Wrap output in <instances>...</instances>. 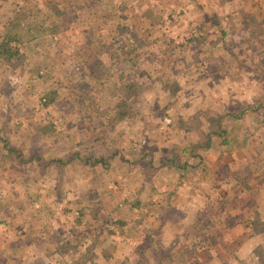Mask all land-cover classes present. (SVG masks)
<instances>
[{
	"label": "rangeland",
	"instance_id": "rangeland-1",
	"mask_svg": "<svg viewBox=\"0 0 264 264\" xmlns=\"http://www.w3.org/2000/svg\"><path fill=\"white\" fill-rule=\"evenodd\" d=\"M64 1L67 9L74 13L79 12V5H82L84 15L76 28L69 27L67 32H61L63 35L60 34L56 47L50 43L43 48L44 18L38 8H46L44 0H0V13L5 12L8 19L14 21L13 27L9 26L5 33L1 29L0 43L10 39L11 44L19 48V54L12 61L0 48V221L7 220L11 225H0V252L7 253V247L14 253L32 248L42 208L44 216L50 218L55 208L49 204L57 199L62 202L59 206L61 216L53 215L51 229L45 230L46 235L59 237L57 243L64 251L85 237L74 233L78 221L85 220L84 228H87L86 223L92 220L86 215L77 219V215L61 211L71 205L81 206L73 201L75 195H65V190L74 188L71 194L78 190L71 177L78 174L80 168L83 170L80 160L72 165L76 166L74 170L69 166L72 173L66 185L64 167L43 169L36 158L31 163L22 162L21 158L68 157L72 149L73 152L79 149L81 155L89 154L90 151H82L85 148L82 144L95 132L109 140V145L105 144L107 149L114 150L111 145L120 146V154L128 156V160L146 152L160 158H182L186 153L181 151L185 139H197L210 128L217 130L215 122L221 116L224 127L232 126L227 133H232L234 138H244L243 141L237 142L227 157H224L225 151L220 153L213 148L209 155L212 163H205L211 168L190 171L187 177L194 183L197 197L210 192L211 197L207 195L206 198L214 196L220 200L214 210L221 214L227 227L241 226L238 232L243 231L251 241L258 239V233L264 230V0H154V4H149L148 0L149 5L144 10L147 1L132 0L131 4L139 7L132 10L135 27L127 22L133 29L121 35L126 40L124 49L128 52L119 50L116 55H112L115 49L99 50L101 44L94 43L92 34H100L99 40L102 44L106 42L107 47L113 39L112 34L124 27V22H116L108 8L99 16L101 21H92L91 11H84V0ZM95 2L89 0L92 7L87 9L95 8ZM69 5H77L78 11L70 9ZM99 7L104 8V5L99 4ZM250 13L254 15L252 20L251 16H246ZM26 24L29 30L24 28ZM93 27L96 32H91ZM222 27L229 32L225 37ZM153 29L157 41L149 36ZM32 35L38 37L37 42L30 41ZM187 37L195 39L188 42ZM137 46L136 50H131ZM130 51L133 53L129 58ZM137 52L142 54L140 61ZM79 62L89 71V79L81 81L77 77ZM97 62L102 67H97ZM43 63L56 70L50 72L44 68L48 71L33 81L20 77L27 66L37 73ZM92 65L95 68H91ZM47 90L59 91L53 103L43 100ZM157 97L165 102L170 100V109L162 114L155 109L152 118ZM124 99L127 104L121 110L126 112L113 118L115 107ZM94 106L105 110L102 118L108 124L104 130L96 126L99 119L90 116ZM241 109L245 112L239 118L231 115L238 114ZM109 122L120 131L108 133ZM11 146L17 148L21 156L10 151ZM134 164L129 166L134 167ZM127 165L114 164L111 171L116 175L124 174ZM213 172L217 180L208 179L206 175L212 176ZM91 180L84 203L97 204L103 199L115 205L136 199L132 193L138 186L136 179L123 180L122 189L112 199L98 197L96 191L91 190L96 185L90 183ZM215 181H219L218 185ZM199 182L203 184L198 187ZM185 196H189L188 192ZM257 201L259 211H250ZM19 224L27 229L23 242L16 239ZM200 225L195 224L194 228L200 231L207 227ZM131 226L125 230L133 236L138 224L135 222ZM4 233H10V238L16 242L7 244ZM259 239L263 245L256 248L258 254L254 255L257 257L254 261L241 262L234 258L232 263L264 264V238ZM101 246L109 252L110 239L105 238ZM15 262L14 259L11 264ZM0 264H6V260L0 258Z\"/></svg>",
	"mask_w": 264,
	"mask_h": 264
},
{
	"label": "crops",
	"instance_id": "crops-1",
	"mask_svg": "<svg viewBox=\"0 0 264 264\" xmlns=\"http://www.w3.org/2000/svg\"><path fill=\"white\" fill-rule=\"evenodd\" d=\"M13 23V19H8L5 12L0 13V37L8 30L9 26L10 28L13 27ZM25 27H27V30L30 29L28 24ZM1 29L5 30L2 34ZM37 38V36L32 35V40L30 41L34 42ZM21 49L24 52L23 48ZM37 70V73H34V70L30 71L29 66H27L19 75L33 81L46 71L40 68ZM160 101H158L159 104H161ZM155 109L153 110L152 118L156 114ZM223 128L231 130L232 126L229 124ZM119 131V128L115 127L113 123L109 124L108 133H118ZM211 131L214 132L216 130L210 128L209 130H204V133L202 131L203 135L197 139L189 141L185 139L181 146V151L186 146H195L198 152L205 156L204 163L210 165L212 161H210L209 155L213 152V148L217 149L220 153L225 151L224 157H227V153L231 152L233 146L244 139L234 138L232 133L229 134L226 131L228 144L227 142L222 143V138L214 133L211 135L212 142L210 143L209 134ZM104 141L106 142L104 143ZM105 144L109 145V140L105 136H101L91 149H95L97 155L105 153L109 158L108 170L99 167L92 171L83 166V170L80 168V172L71 177L76 181L78 190H73L72 194L71 191L74 188L68 191L65 190V195L68 193L75 195L76 198L73 201L79 202L81 206L71 205V207L65 208L64 211L61 209L62 213H70L72 216L77 215V219L85 215L92 218L89 224L86 223L87 228H84L85 220L78 221L79 223L75 231L85 232V237L82 240L84 242H80L78 248L64 251L57 243L59 237L46 235L45 229H51L53 225L50 222L53 215L56 217L61 216L59 209L61 207L59 206L62 202H58L57 199L54 201L55 203L49 204L55 208L50 218L44 216L46 213L44 207L42 208V215L38 217L39 224L37 230H35L36 235L34 236L32 248L30 247L26 252L20 250L17 253H14L15 251L12 252L8 247L7 253L1 250L0 258L6 260V264L13 263L14 259L16 260L15 264H74V261L78 258L77 252L84 250L94 243L97 236L98 239L96 244L93 245L92 251L79 264H233L234 258L240 259L241 262H251L257 258L254 255L258 254V251L255 253V250L258 246L262 247L263 245V243L261 244L262 240L260 241L259 238H264V230L258 233V239L255 238L251 241L248 239V236L243 234V231L238 232L241 226L235 228L227 227L224 218L219 215L220 213L215 212L216 202L221 203L220 200H217L214 196L210 198L212 195L210 192V194L205 193L197 197L194 183L187 177L188 173L194 170L202 172V170H209L208 168L211 167L200 164L196 157H189L187 154L183 156V161L178 162L181 166H173V162L169 159V156H167L168 158L153 156L158 169L152 173V169L148 165V156H145L147 152L128 160V156L120 154L119 151L122 150L120 146L116 145L115 147V145H111L115 148L112 150L107 149L108 146H105ZM101 146L103 151L99 152ZM226 148H229L230 151L226 152ZM208 156L209 158H207ZM69 157L70 155L68 157L65 156L64 159L68 160ZM185 160L188 162L187 165H184ZM75 162L67 161L64 166L65 172H63L66 185L72 173L71 171L69 172V166H72ZM120 162L128 164V167L124 174H117V176L111 170H113L114 164L116 165ZM132 162L135 163L132 165L134 167L129 166ZM75 167L72 166V169L74 170ZM130 168L132 169L130 170ZM206 175L208 179H218L215 172H213L212 176ZM89 176L91 177L89 178ZM238 176H241V174L239 173ZM127 178L138 180V186L132 192L136 195V199L132 202L124 200L112 205L108 201L105 202L103 199H99L97 204L84 203L85 192H90L88 188L89 179H92L90 183L96 184L91 190L94 189L98 197L102 198L103 195L108 199H112L115 193L119 189H122L121 184ZM218 183L219 181H215V185H218ZM202 184L199 182L198 187ZM187 192L189 196H185ZM207 195L210 197L206 198ZM257 206L258 201L253 203V208L250 211L255 210L257 212ZM104 211H107V214H104ZM109 215L110 217H108ZM217 215L220 217L216 218L215 216ZM205 219L209 221L206 223L204 222ZM135 222L138 224V229H136V232L132 236L125 229H130L131 225ZM262 222L264 223V219ZM3 224L11 226L7 220L0 221V225ZM195 224L206 225L207 227L203 230L200 228V231H198L194 228ZM101 225H104V229L97 235L96 227H100ZM16 230L18 232L16 239L23 242L27 229H23V226L19 224ZM4 234L7 237L8 244L9 241H12L11 235H9L10 233ZM105 238L110 239L111 242L109 252L105 251V248L101 246ZM12 242H16V240ZM199 242L200 244H198ZM167 248L171 249V256L169 258H161V255Z\"/></svg>",
	"mask_w": 264,
	"mask_h": 264
},
{
	"label": "trees",
	"instance_id": "trees-1",
	"mask_svg": "<svg viewBox=\"0 0 264 264\" xmlns=\"http://www.w3.org/2000/svg\"><path fill=\"white\" fill-rule=\"evenodd\" d=\"M128 1L127 0H96V2L94 4L95 8L87 9V7H89V6L92 7V4L89 3V0H84V2H86V5H84V11H91L90 20L93 21L94 19H97L99 21L100 20L99 16L108 8V10H110V9L112 10L110 12L112 13L116 22H120V21H121L120 23L124 22V24H123L124 27L122 26L124 31H122V28L118 31L116 30V32L114 34H112L113 39L111 41V44L107 47H106V42H103V44H102V41L99 40L100 34H92V37L94 38V43L101 44V48L99 50H103L104 48L105 49L107 48L108 51H111V49H115L112 52V55L119 54L120 53L119 50H125L124 49V47H125L124 43L126 42V40L123 39V37L121 35H125L124 32H126V33L131 32L133 27H135V23H136L135 19H134L135 14L133 13L132 10H138L139 9V7L136 6V4H131V3H133L132 0H128ZM143 1H147L146 6H144L142 8L143 10L147 9L146 7L149 4H154V0H149V4H148V0H143ZM70 2L71 1H69L68 3H70ZM87 2H88V4H87ZM44 4H45V7L47 9L44 8V6H39V8H38V11L40 13L42 12V16L44 18L43 28L45 31V40L42 43L43 48L48 46V44L50 45V43L55 46V44L58 43V40L61 39L60 34L67 32L69 27L70 28H76V24L80 23L79 20H81L82 15H84L82 10H81L83 8V6L79 5V4L78 5H79L80 11L77 13H74L71 10H68L67 9L68 5L65 3L64 0H44ZM99 4L104 5V8H100ZM111 7H113V8H111ZM69 8L74 10V11H78L77 5L76 6L69 5ZM118 13L120 15H118ZM246 16H248V17L251 16L250 17L251 20L254 19V15L251 13L246 14ZM225 20L226 19H224L223 22H225L227 24V22ZM92 21H91V24H92ZM127 22L131 23L133 25V27L130 26L129 24H127ZM94 31L96 32V30L93 27L91 32H94ZM87 33H89V32H86L85 34H87ZM155 33H156L155 29H153L149 33V36L151 35L150 38L152 41H157ZM222 33H223L222 34L223 37H225L229 34V32H227V29L225 30V27L224 28L222 27ZM254 33H255V31H254ZM257 34H260V33H257ZM194 39H195L194 37L193 38H191V37L186 38V40L188 42L193 41ZM96 40H98V42ZM151 44H154V43H151ZM132 46H134L133 43H132ZM0 48H1L2 54L4 56H6V58H8L11 61L14 60L15 57L19 54L18 45L15 46L14 44H11L10 39H7L4 42H1ZM136 48H138V46L134 47V48L132 47L131 50H136ZM126 52H128V51H126ZM130 52L128 53L129 58H130V54L132 55L133 51H130ZM141 55L142 54L140 52L136 53V56H137V58H139V61L141 59ZM125 57L128 58L126 55H125ZM129 58L127 60H129ZM123 59H125V58H123ZM97 63H98L97 67H102L101 63H99V62H97ZM77 64L78 65L76 66V70L79 71L77 74V77L81 81H84L86 78L89 79V77H90L89 71H86L85 67L83 65H81L80 62ZM75 65H76V63H75ZM245 65H246V63H245ZM92 66H91V68H95V66H93V67ZM40 67H41L40 69L47 68L49 71L54 70V69L56 70L55 67L49 66L48 64H44V63L41 64ZM59 67H61V66H59ZM172 68H173V66H172ZM44 70H46V69H44ZM48 70H46V71H48ZM60 70H61V68H60ZM63 70H65V68H63ZM50 72H52V71H50ZM148 75H150V73H148ZM130 86L133 87L134 84L131 83ZM66 87H68L67 84L65 86V89H66ZM58 93H59V91H57V90H51L50 92H48V90H47L44 92V94H46V96L44 97L43 100L47 104L53 103L54 100L56 99ZM112 95L115 96L116 98L120 97V96L117 97L116 94H112ZM156 100H158V101L161 100L160 101L161 105L164 104L163 106L160 107L159 102L156 101V107L155 108H156V111H160V114H162L163 111L166 112L170 109V108H168V106L170 105V102H169L170 100L168 102H165L163 99H159V97H157ZM126 104H127L126 99H124L123 103H121V104L119 103L117 105V107H115V113L113 115V118H117L119 114L126 112V111L124 112V110H121V108L125 107ZM94 107H95V109L92 112H90V116H92V117L95 116L94 118L99 119V121H96V126H97V128H100V130H104L106 124H105L102 116L105 115V112H104L105 110L103 109V107H100V106H94ZM98 107H100L99 110H98ZM242 112H245V109H241L238 114L232 113L231 115H233L235 118H239V116H241ZM121 116H123V115H121ZM222 118H223V116H221L215 122L217 124L218 130H216L214 132L212 131L209 134L210 143L212 142L211 135L214 133V134L219 135L222 138V140H221L222 143L227 142V144H228V138L226 137V131L227 130L225 128H223L224 126H223V124H221V121H220ZM98 138H101L100 134L98 132L96 134L93 133L91 138H89L88 140H86L82 144V146H85V148L82 151H84V150H87L88 152L90 151L89 154L81 155L82 152H80L79 149L76 150L75 152H73V149H72V150H70L71 155H70L68 160H65L64 157H60V156L48 158V157H43V156H39V155L31 156L30 159H28V160L25 158H21V159H22V162H30L31 163L32 161H34L32 159L36 158V161H38L39 164L42 165L43 169H45V168H62L66 165L67 161H74L75 162L76 160H80L84 166L92 169V171L96 170L99 167H102L103 169L108 170L107 168L109 167V158L105 155V153L102 155H97L95 149L90 150V148H93L95 146L96 142L98 141ZM105 142L106 141H104V143ZM9 150L12 152H17L18 156H21V155H19L18 149L15 148L14 146L9 147ZM183 152L184 153L186 152L187 155H189V157H196V159L199 160L200 164L206 165L204 163L205 156L203 154L201 155L198 152L197 148H195V146H193V147H187L186 146L183 149ZM186 153H185V155H186ZM145 156H148V165H150V167L152 169V173L155 172L158 169V167L155 165L156 160H154L153 154L147 152L145 154ZM112 157H114V156L112 155ZM169 159H171V161L173 162V166H181V164H179L178 162L183 161V157L182 158L170 157ZM187 164H188V162L185 160L184 165H187ZM193 166H194V164H193ZM195 166H197V165H195ZM93 168H94V170H93ZM225 193H227V191ZM59 201H60V199L58 200V202ZM47 208H51V207L48 206ZM68 210H70V209H68ZM219 215H221V214H219ZM219 215H217L215 217L219 218L220 217ZM108 217H110V215ZM118 222H120V221H118ZM208 224H211V223H208ZM103 229H104V225H101L100 227H96L97 235H99ZM74 233L76 235L80 236V235L84 234L85 232L75 231ZM97 237H95L94 243L90 244L84 250H79V252H77L78 258L74 261L75 262L74 264H79L80 262H83L85 260V257L90 253V251H92L93 245L96 244V241L98 239ZM83 239L84 238H82L81 240H76L74 242V244L72 245L71 249L78 248V246L80 245L79 243L84 242V241H82ZM198 240H201V239H198ZM198 244H200V242ZM170 256H171V249L167 248L163 252V254L161 255V258H169Z\"/></svg>",
	"mask_w": 264,
	"mask_h": 264
}]
</instances>
